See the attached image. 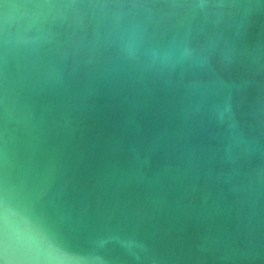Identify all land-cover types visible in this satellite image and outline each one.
I'll return each instance as SVG.
<instances>
[{
  "label": "water",
  "instance_id": "1",
  "mask_svg": "<svg viewBox=\"0 0 264 264\" xmlns=\"http://www.w3.org/2000/svg\"><path fill=\"white\" fill-rule=\"evenodd\" d=\"M0 264H264V0H0Z\"/></svg>",
  "mask_w": 264,
  "mask_h": 264
}]
</instances>
